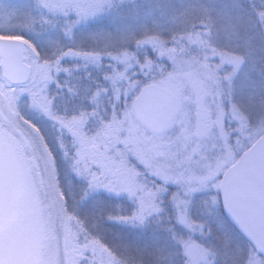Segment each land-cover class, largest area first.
<instances>
[{
	"label": "snow or ice",
	"instance_id": "obj_1",
	"mask_svg": "<svg viewBox=\"0 0 264 264\" xmlns=\"http://www.w3.org/2000/svg\"><path fill=\"white\" fill-rule=\"evenodd\" d=\"M0 264H264V0H0Z\"/></svg>",
	"mask_w": 264,
	"mask_h": 264
}]
</instances>
